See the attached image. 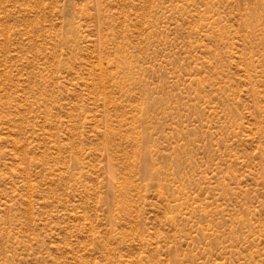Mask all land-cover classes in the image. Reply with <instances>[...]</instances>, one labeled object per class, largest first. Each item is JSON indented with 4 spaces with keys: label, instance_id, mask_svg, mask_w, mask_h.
<instances>
[{
    "label": "rangeland",
    "instance_id": "374dc122",
    "mask_svg": "<svg viewBox=\"0 0 264 264\" xmlns=\"http://www.w3.org/2000/svg\"><path fill=\"white\" fill-rule=\"evenodd\" d=\"M0 264H264V0H0Z\"/></svg>",
    "mask_w": 264,
    "mask_h": 264
}]
</instances>
